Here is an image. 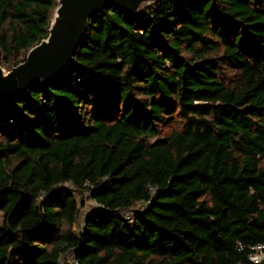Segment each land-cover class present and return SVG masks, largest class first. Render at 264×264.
Returning a JSON list of instances; mask_svg holds the SVG:
<instances>
[{
    "label": "trees",
    "instance_id": "obj_1",
    "mask_svg": "<svg viewBox=\"0 0 264 264\" xmlns=\"http://www.w3.org/2000/svg\"><path fill=\"white\" fill-rule=\"evenodd\" d=\"M57 1L0 0L2 63ZM76 191L97 205L78 230ZM261 244L264 0L110 6L57 81L0 110V264H264Z\"/></svg>",
    "mask_w": 264,
    "mask_h": 264
},
{
    "label": "water",
    "instance_id": "obj_2",
    "mask_svg": "<svg viewBox=\"0 0 264 264\" xmlns=\"http://www.w3.org/2000/svg\"><path fill=\"white\" fill-rule=\"evenodd\" d=\"M159 0H58L47 38L32 47L25 61L5 72L0 66V110L37 83L57 81L73 65L92 19L110 6L132 17Z\"/></svg>",
    "mask_w": 264,
    "mask_h": 264
},
{
    "label": "rangeland",
    "instance_id": "obj_3",
    "mask_svg": "<svg viewBox=\"0 0 264 264\" xmlns=\"http://www.w3.org/2000/svg\"><path fill=\"white\" fill-rule=\"evenodd\" d=\"M54 13H55V10L52 13V19H53ZM3 60L4 58H3V55L1 54L0 55V66L4 69L5 72H9L14 67L11 65H13L15 62H11L10 64H5V63H2ZM164 132H166V130H164ZM75 196H76L77 202L79 203V213H78L77 222H76V229L78 230L83 225V221H84V217L86 213L96 208L97 205L88 198L89 196L86 192L76 191ZM144 206H145L144 204L139 203V204H135L131 209L132 211H137V210L143 209ZM128 212L130 211H124V214L126 213L128 214ZM61 264H75L74 260L72 259V254L66 253L65 255H63L61 259Z\"/></svg>",
    "mask_w": 264,
    "mask_h": 264
},
{
    "label": "built area",
    "instance_id": "obj_4",
    "mask_svg": "<svg viewBox=\"0 0 264 264\" xmlns=\"http://www.w3.org/2000/svg\"><path fill=\"white\" fill-rule=\"evenodd\" d=\"M142 210V209H141ZM126 219L130 220L131 219V216L130 215H127ZM253 253L249 256V259L252 261V262H259L261 260H264V245H257L255 247H251L250 248ZM75 264H77L76 262H74Z\"/></svg>",
    "mask_w": 264,
    "mask_h": 264
}]
</instances>
